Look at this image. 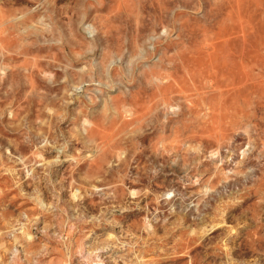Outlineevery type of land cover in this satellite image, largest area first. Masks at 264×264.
I'll list each match as a JSON object with an SVG mask.
<instances>
[{
	"label": "rangeland",
	"instance_id": "1",
	"mask_svg": "<svg viewBox=\"0 0 264 264\" xmlns=\"http://www.w3.org/2000/svg\"><path fill=\"white\" fill-rule=\"evenodd\" d=\"M0 264H264V0H0Z\"/></svg>",
	"mask_w": 264,
	"mask_h": 264
},
{
	"label": "bare ground",
	"instance_id": "2",
	"mask_svg": "<svg viewBox=\"0 0 264 264\" xmlns=\"http://www.w3.org/2000/svg\"><path fill=\"white\" fill-rule=\"evenodd\" d=\"M226 41H227V39H224V43H223L224 45L227 44ZM214 43L216 44V42H205L202 45V47H204V48L211 47V50L213 52H215L217 45L215 46ZM229 48H230V46H229ZM241 49H242L241 50V56L245 59L246 62H244V60H241L240 61L241 67H240V75H238V77L235 76V73L232 72V68L231 67H229V69H228V71L230 73V75L228 74V77H224V76L222 77V74L219 77L218 76L219 73H217V70L216 69H218V67H219L218 65H220L221 63L220 62H216V61H213V62L211 61V63L209 65H207V66L204 65L203 67H201L200 65L196 66V65L190 64L188 62H186L185 65L188 67V70H189V73H190L191 76H195L194 75L195 73H197V72L198 73L199 72L201 73V72H203L205 70L204 72L207 75V77L209 78L210 84L212 86L218 87V85H219V87H222V86H220V84H221L220 81H223V82L226 81L227 82V80L230 81L232 84L237 83V86L236 87L235 86L232 87V85H231V88L230 89H226V90L222 91V93L220 92V95H223L222 97L226 96V97H229V98L232 99L233 97L240 95L241 94V91L244 89V88H242L241 79H242V82L243 83L244 82L246 83L247 78L250 77L249 76V71H248L250 69L248 68L247 51H246V46H245L244 42L242 43ZM212 57H214V56H212ZM221 61H223V60H221ZM225 64H226V61H225ZM235 67L237 68V65H235ZM195 70H197V71L195 72ZM177 80H178V78H177ZM175 82H177V81H175ZM182 82H184V81H182ZM218 82H219V84H218ZM226 82H224V83H226ZM182 86H184V84ZM219 87H218V89H219ZM245 87H246V85H245ZM181 90H183V89H181Z\"/></svg>",
	"mask_w": 264,
	"mask_h": 264
}]
</instances>
